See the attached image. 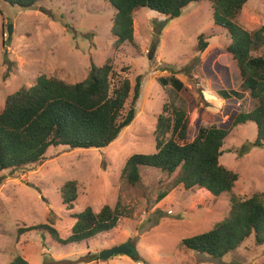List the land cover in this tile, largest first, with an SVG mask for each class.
<instances>
[{
    "label": "rangeland",
    "instance_id": "374dc122",
    "mask_svg": "<svg viewBox=\"0 0 264 264\" xmlns=\"http://www.w3.org/2000/svg\"><path fill=\"white\" fill-rule=\"evenodd\" d=\"M212 13L206 0L190 4L175 19L142 8L133 13L134 44L115 49L110 32L114 9L104 1L42 0L31 9H20L0 0V110L9 94L30 87L41 74L78 83L91 64L110 60L131 86L125 113L135 79L141 76L135 116L107 147H50L41 162L0 173V264L16 257L28 264H264V245L255 246L252 238L221 259L181 246L183 239L207 232L225 218L232 195L246 199L264 193V148H252L242 158L228 151L255 140L254 123L236 126L225 138L219 163L238 179L230 192L201 210L190 212L200 198L198 190L173 192L155 203L176 172L167 175L140 167L135 186L121 176L130 156L155 152L153 132L168 100L186 111L188 140L201 128H227L236 113L252 109L253 101L240 89L232 58L224 50L229 39L213 24ZM237 22L245 30H258L264 23V0H248ZM200 35L208 44L204 51L197 49ZM171 77L182 84L180 92ZM71 180L78 184L77 199L73 209L66 210L60 189ZM105 205H118L124 216L114 229L79 244H62L43 229L17 234L20 228L47 224L66 239L73 215L87 207L98 212ZM124 243L135 247L138 260L116 255L90 261Z\"/></svg>",
    "mask_w": 264,
    "mask_h": 264
},
{
    "label": "trees",
    "instance_id": "16d2710c",
    "mask_svg": "<svg viewBox=\"0 0 264 264\" xmlns=\"http://www.w3.org/2000/svg\"><path fill=\"white\" fill-rule=\"evenodd\" d=\"M20 9H31L42 0H2ZM114 9L111 35L113 47L124 43L133 45V13L146 8L169 19L178 18L190 4L205 0H97ZM210 2L212 21L222 28L229 39L225 52L232 58L242 92H248L253 107L248 112L236 113L227 128H201L191 140L187 113L171 100L165 102L154 128L155 152L130 156L122 170V178L135 186L140 179L139 168H153L167 175L177 173L170 188L157 195L155 203L165 200L170 193L198 190L195 209L210 205L221 194L230 192L238 176L219 163L225 138L238 125L252 122L256 138L237 150V158L252 148H264V23L258 30H245L237 17L248 0H206ZM207 42L198 37L197 49L204 51ZM257 53H260L257 55ZM177 91L182 84L171 77ZM164 85L165 81L160 80ZM141 76L136 77L130 108L123 113L131 86L113 70L106 60L101 66L91 64L83 81L68 84L56 77L43 74L30 87H21L9 94L0 110V173L21 169L43 160L50 147L69 149H100L107 147L128 126L135 116L134 104L139 98ZM164 87V86H163ZM229 95L223 96L228 97ZM240 97L239 92H235ZM76 181L65 182L60 196L66 210H72L77 199ZM228 215L207 232L185 238L181 246L186 250L221 259L252 238L255 246L264 245V193H253L246 199L232 195ZM206 206V207H208ZM123 209L103 206L98 212L90 207L73 215L74 224L66 239L50 225L20 228L17 234L31 230H46L62 244H79L114 229ZM133 258L138 260L137 255ZM98 260L92 256L90 261ZM10 264H28L21 257Z\"/></svg>",
    "mask_w": 264,
    "mask_h": 264
},
{
    "label": "water",
    "instance_id": "95a60500",
    "mask_svg": "<svg viewBox=\"0 0 264 264\" xmlns=\"http://www.w3.org/2000/svg\"><path fill=\"white\" fill-rule=\"evenodd\" d=\"M8 33L9 34L11 33V27L8 28ZM135 254H136L135 247L131 244L124 243V244L114 246V247H111L109 249L102 251L98 255V258L102 261L108 260L109 258L116 256V255L133 258Z\"/></svg>",
    "mask_w": 264,
    "mask_h": 264
}]
</instances>
